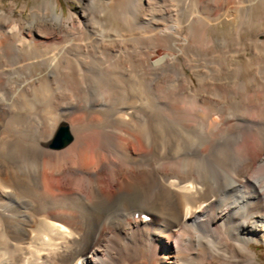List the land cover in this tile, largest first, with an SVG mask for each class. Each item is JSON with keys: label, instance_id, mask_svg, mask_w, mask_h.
Here are the masks:
<instances>
[{"label": "bare ground", "instance_id": "obj_1", "mask_svg": "<svg viewBox=\"0 0 264 264\" xmlns=\"http://www.w3.org/2000/svg\"><path fill=\"white\" fill-rule=\"evenodd\" d=\"M79 1L83 4L78 11L70 9L65 13L64 10L58 12L57 0H37L29 21L0 12V22L5 21L0 27V87L12 74L27 67L30 86L18 93L26 103L25 107L24 103L22 105L23 111H27L25 118L39 121L37 134L28 141L29 149L23 157L34 158L32 163L22 158L21 164L0 168V264H262L251 245L264 244V168L261 167L264 165V128L241 135L237 150L230 145L218 152V158L207 157L213 168L211 172L198 161L186 159L185 155L175 156L177 159L174 160L168 149L166 155L160 157V145L151 141L153 131L150 132L149 117L143 108L138 107L145 94L139 82L121 86L117 94L130 96L114 116L95 118L94 110L99 107H85V119L74 114L79 110L75 105L60 103L68 92H78V87L68 84L54 97L50 79L57 73L56 67L64 64L62 69L58 68L64 73L71 72L80 62V59L71 60L66 56L56 60L55 49L60 51L57 49L59 44L63 46L66 41L59 42L58 36L66 39L75 35L69 49L77 52L74 55L92 47L94 34H88L90 30L87 29L91 21L88 13L91 3L101 7L105 17L104 21L93 25L108 28L109 33L123 43L106 42L98 47L101 53L115 51L118 46L127 47L125 39L139 34L148 36L145 47L152 49L143 58L131 54L103 56L109 66L105 74H109L110 86H113L120 84L114 74L129 63L127 61L135 64L137 61V71L145 63L159 62L158 48L161 45L163 48L173 46L176 52L173 55L195 50L196 40L203 41L207 51L215 47L222 50L233 48L228 41L229 46L222 45L223 39L216 34L215 24L221 20L234 24L230 34L233 39H239L243 33L257 27L253 37L250 35L252 45L247 46L252 47L255 54L264 52V0H211L205 7L209 10L219 7L215 18L208 13L201 15L199 10L192 8L186 20L183 18V25L174 19L171 26L156 22L146 29H139L137 23H144L160 0ZM194 1L197 6L205 0ZM183 27L187 28L188 35L180 39ZM23 32L32 34L31 42ZM6 44L12 49L9 53L5 51ZM234 48L238 53L245 49L242 45ZM28 53L35 55L27 56ZM12 56L15 59L10 61ZM248 60L243 65L238 62L240 67L252 69ZM235 65L238 64L233 63ZM260 94L250 95L247 102H263L264 95ZM32 99L43 102L37 110L34 106L36 114L30 108ZM2 105L7 104L0 93V107ZM15 107L12 109H17ZM173 110L177 115L188 114L177 104ZM196 117L199 119L201 115ZM209 118L205 130L207 137L212 136L218 125L217 119ZM63 121L68 124L75 140L63 149H53L50 143ZM182 127L187 129L185 124ZM205 149L202 151H207ZM233 153L241 157L237 165H232ZM256 167L258 169L253 173ZM230 189L232 194H224ZM33 196V207L30 208L24 200H31ZM15 212L27 214L10 217ZM146 215L151 218L147 219Z\"/></svg>", "mask_w": 264, "mask_h": 264}, {"label": "rangeland", "instance_id": "obj_2", "mask_svg": "<svg viewBox=\"0 0 264 264\" xmlns=\"http://www.w3.org/2000/svg\"><path fill=\"white\" fill-rule=\"evenodd\" d=\"M176 2H178V4ZM208 3H211V0H205L204 3H201L197 6L194 0H190V1L188 0H180V1L179 0L178 1L177 0H160L157 2V6H155L150 12V16L148 17V19H146L144 23L143 21L138 22L137 26L139 29H146L149 27L148 26L149 24H154L156 22H159V23H163L165 26L168 27V26H171L174 23V21L184 24L186 17L187 15H189V13H191L190 11H192V8L194 10L197 9V11L199 10L198 12L199 14L202 13L201 15H205L204 13H208L209 15L214 17L219 7L209 10L207 9V7H205L206 6L205 4H208ZM57 4L58 5L56 8L58 12H61L62 10H64L65 13H68L70 9L73 11H78L81 5L83 4V2L79 0H57ZM36 6H37V0H0V12H6V15H13V18L15 19L21 18L24 21H27V20L29 21L31 19L30 17L31 12L34 8H36ZM203 8L204 9L206 8L208 11L206 9L205 11ZM200 9L204 10V12H202ZM88 13L91 16V21L90 23H88L89 25L87 28L90 30L88 34L90 33L94 34L93 41H91L92 47L85 50L86 52L84 51L82 53L74 55L77 52H75L72 49L69 51V49L71 47V42L73 41V37L75 35L70 36L68 38L65 37L66 39H64V37L62 36H58L57 37L58 41L62 42L63 40L64 41L66 40L65 41L66 45L69 43L68 45L69 47L68 46L66 47V45H64L65 42H63V46L60 43L59 47L57 48L60 51L58 50L56 51V49L54 51L55 53L54 57L56 58V60L60 61L62 60L63 57L65 58L66 56L68 58L70 57L71 60L72 58L80 59V62H77L76 68L72 70L71 72L64 73L62 70H60L62 69L61 67H63L64 64H62V66L60 67L58 66L60 69L56 67L57 73L53 75L50 79L51 85H52V94L54 95V97L59 95L63 91L62 88L64 86H67L68 84L74 87L76 85V87H78L77 89L78 92L76 93H74L73 91L71 93L68 92L67 95L64 96L63 98L69 97V99L62 98L60 103L62 104L67 103L63 106H66L69 104L70 106L74 107L75 105V108L79 110H77V112H75L74 114L79 115L80 118H84L85 115L87 114L86 110H84L85 107L93 108L95 106L99 107V109L94 110L95 111L94 115H96L95 118L109 119L111 116H114L117 110L128 100V97L130 96L129 94H125V93L117 94L121 91V86H127V85L131 86V84L134 85L135 83L139 82L142 86L141 88H143L144 91L141 88L140 90L145 93V94L142 93L144 94L143 95L144 98L142 99V101L145 99L146 100L144 102L139 101V103H142V105L138 104V107L143 108L146 116L149 117L150 132L152 133L153 131V133L151 134V138H152L151 141L154 144L153 140H155L156 143L160 145V149H158L160 157L161 156L164 157L166 155L165 152L168 149V152H171V154L173 155L174 160H176L177 158H180V156L182 157V155H185L184 157L186 159L188 158L190 160L192 158L193 160L198 161V163L205 170H208L211 172L213 171V168L210 166L211 164L208 161V159L210 158H207V157L211 155L210 157L213 160L214 158H218L216 156L218 152L222 149L229 147L230 145H232L234 150H237V146L241 144V140L239 139L241 135H244L247 132H254V131L256 132L257 130L264 128V101L255 102V103L247 102V100H249V96L253 95L254 93L259 94L261 92L264 95V52H259L255 54V52L251 50L252 47H249L250 45H252L251 44L252 38L250 37V35L253 37L255 31L257 30V27L253 28L251 32L246 31L248 33L246 32L243 33L242 35L243 37L241 36V38L239 39H233V36L230 34L233 33V29H234L233 27H235L234 24L229 23L225 20H221L220 22H218V24H215L216 28L214 25V28L217 30L216 34L219 35V37L223 39L221 41L222 45H227L229 42L230 46L233 48L236 45H242L245 47V49L241 50L239 53L235 48H234L235 50L233 48H230L228 50L226 49L227 52H224L226 50H222L218 47L217 48L215 47L207 51L205 49V47H207L205 46V43L201 40H196L194 42L196 44L195 50L189 51L188 53L183 54V55H180V54L173 55L172 53L174 54L176 53L175 50L173 49V46L167 45L163 48V46L160 44L161 46L158 48V52H159L158 56H160L159 62L155 63L153 61H150L148 63H145L144 65H142V67H140L141 70L137 71V67H138L137 61H136V64L132 61H127L129 63L124 65V67L122 68L120 67L117 71L118 73L116 72L114 74V77L117 74V77H118L117 80L120 81L119 83L121 85L113 84V86H110L111 80H110V77L108 76L109 74H105L106 72L108 73L109 71L108 62L106 63L105 58H104L105 56H108V55L123 56V55L131 54V55H137L138 57L143 58L146 55H148L152 49H150L149 47H145L148 43V36L139 34V36L132 35V36H128L125 39V41L127 42V45H126L127 47L118 46V48H115V51L110 50V51H103L101 53L98 47L103 45L106 42H114L115 44H123V43L121 42L119 37H116L115 35L109 33L110 31L108 28H100L96 25H93L95 22L99 23L105 20L101 7L97 8L91 3V6H89V9H88ZM4 24H5V21L1 20L0 27H3ZM7 31L10 33V28H7ZM218 32L219 33L223 32V33L219 34ZM13 33H15V31ZM23 34L31 42V39L29 38L32 37V34L29 35L28 33H25V32H23ZM180 34H181V37H179L180 39L184 36H187L188 35L187 28L186 27L181 28ZM228 35L230 37H228ZM225 36L227 40L225 39ZM44 38H47V37L44 36ZM241 40L243 41V43L240 42ZM224 41H226V44ZM229 44L227 46H229ZM6 46L7 44L5 45V51L9 53L12 49L7 48ZM179 47L182 48L183 46H181L180 44ZM67 50L69 51V53ZM219 50L223 52H220ZM229 50L230 51L232 50L233 52L232 51L230 52ZM205 51H207L208 53L207 52L205 53ZM211 51H213L214 53H211ZM71 52L72 54L73 53L74 54L73 55L70 54ZM29 54L35 55L34 53H28L27 56H30ZM251 54H252V57H251ZM14 56L17 57L18 55L14 54ZM96 57L99 59H97ZM245 57L250 58V59L248 60ZM14 59L15 58H13L12 56L10 61H13ZM101 60L102 62L104 61L105 65H107L108 67L107 66L104 67V63H102ZM247 60L250 61L249 63L253 65L252 69H249L246 67H243V68L240 67L239 64L240 63L242 65L247 64ZM233 63L238 64V65L233 66ZM100 64H103L101 66L104 68L105 71L101 68ZM181 68H183L184 70ZM244 69H246L247 71ZM28 70L29 69L25 67L22 72L20 71L15 72L16 75L15 73L12 74L11 76L13 78L10 76L8 80H6L5 82H2L3 84L0 87V93L3 95V100L7 104L6 106L2 105V107H0V168H2L4 165L7 166L9 164H12V165H14L15 163L21 164L25 151L29 149V146L27 144L29 143L28 141L33 139L35 137V134H37V131H38L39 121L38 120L32 121L30 118L29 119L25 118V113L27 111H23V110H24L26 103H24L25 101L22 100V98L20 97V93H18L20 91H24L30 86L29 81L31 79H29L26 76V75H29L28 73L30 72V70L29 71ZM130 72L131 73L133 72L134 74L133 73L131 74ZM104 75L105 76L107 75V76L105 77ZM107 78L108 80H106ZM101 81L102 83L104 82V84H102ZM147 87L150 89L146 90ZM133 91H135L136 93L138 92L136 91V88H133ZM12 98L14 99V101L15 100L16 101L14 102ZM195 99H197V101ZM55 100L57 101V99ZM208 100H210L212 104L208 105V103H211L210 101L208 102ZM20 102H21V106H19ZM40 102L42 104H40ZM52 102L54 101L52 100ZM11 103L12 105H10ZM173 103H175V105L176 104L180 105L182 109H184L185 111H188V114L187 112H185L186 114L185 113L182 114V116L174 114L173 108L175 105ZM30 104H31L30 108L36 114L37 112L34 109L36 108L37 110L38 107L43 105V102L39 99H35V100L32 99ZM12 106L13 107L16 106L15 108L17 109H12ZM190 111L193 112V114ZM201 112L203 113L201 114ZM65 115L69 116L68 114H65ZM198 115H201L199 119L196 117ZM209 117L215 118L218 121L217 123L218 125L212 131L211 137H207L205 135L206 122ZM182 118H184V120ZM25 119L27 122L25 121ZM85 119L87 118L85 117ZM185 119L187 121L189 120L188 123L187 121H185ZM197 119L199 120V122H197L198 121ZM164 121L166 124L164 123ZM167 123L169 124L168 126H167ZM183 124L187 125L188 130L183 129L182 127ZM33 125L35 128L33 127ZM248 128H250L251 130H249ZM184 131L186 132V134H184L185 133ZM175 132L176 134H173ZM188 132L190 134H188ZM181 136H183L184 138L187 137L186 140H184L185 142L183 141L184 138ZM22 139L24 141L26 140V142H24ZM205 148L207 149V151H202V149H205ZM20 153L22 154V157ZM178 153L180 154L178 155ZM181 153H184V154H181ZM196 153H198L199 155ZM175 156H177L176 159H175ZM28 158L29 156L23 159H25L24 161L32 163L33 161L32 159L34 158H29V159ZM240 159L241 157L239 155H237L236 153H233L231 156L232 165H237ZM261 167L264 168V165ZM257 169L258 167H256L255 170H253L252 172L254 173L255 171H257ZM253 179L256 182H258L256 178H253ZM232 193L233 192L230 189L224 194H232ZM24 202L28 207L30 208L33 207L34 196L31 200H24ZM17 214L26 215L27 213L15 212L10 217L12 216L16 217ZM251 247L253 250H255L258 253V257L260 261L262 262V264H264V244L263 243H252Z\"/></svg>", "mask_w": 264, "mask_h": 264}, {"label": "water", "instance_id": "obj_3", "mask_svg": "<svg viewBox=\"0 0 264 264\" xmlns=\"http://www.w3.org/2000/svg\"><path fill=\"white\" fill-rule=\"evenodd\" d=\"M73 141L74 136L71 134L68 124L63 121L53 136L50 147L53 149H63Z\"/></svg>", "mask_w": 264, "mask_h": 264}]
</instances>
